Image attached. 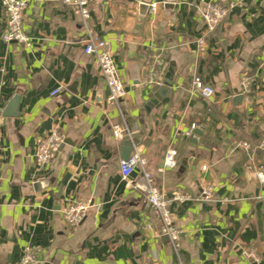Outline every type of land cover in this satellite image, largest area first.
<instances>
[{
    "label": "crops",
    "instance_id": "0c3cea01",
    "mask_svg": "<svg viewBox=\"0 0 264 264\" xmlns=\"http://www.w3.org/2000/svg\"><path fill=\"white\" fill-rule=\"evenodd\" d=\"M25 1L30 48L2 41L0 3L3 111L18 98L17 116L2 122L0 264L17 263L27 245L38 264H264V0H86L87 27L106 42L126 90L115 105L84 53L79 17L53 0ZM208 1H239L211 33L199 14ZM157 55L149 86L147 65ZM169 75L171 87L149 107L151 89H163ZM244 75L253 78L249 103L236 100ZM195 77L214 95L194 93ZM117 125L137 140L133 153L147 160L158 191L188 197L170 205L177 251L168 237H156L159 222L144 194L121 178L129 139L114 138ZM52 129L64 142L39 169L33 153ZM243 142L249 151L237 147ZM169 149L176 167L162 170ZM129 180L139 182V171ZM204 186L212 188L211 201L197 199ZM76 201L90 208L71 229L61 208Z\"/></svg>",
    "mask_w": 264,
    "mask_h": 264
},
{
    "label": "built area",
    "instance_id": "2783aa9c",
    "mask_svg": "<svg viewBox=\"0 0 264 264\" xmlns=\"http://www.w3.org/2000/svg\"><path fill=\"white\" fill-rule=\"evenodd\" d=\"M57 5L64 8H70L73 13L82 21L83 28L87 36L84 39V53L91 56L100 68L108 89L107 103L110 105L118 104L126 96L125 87L118 75V71L114 60L107 49L106 42L92 33L88 27L89 8L86 0H53ZM1 6L5 11L6 18L1 29V39L5 43H16L24 47L30 48L32 41L23 30V16L26 8L25 0H0ZM239 1L231 3L227 6L209 1L200 9V17L205 25L206 33H211L227 18L230 10L237 6ZM156 5H151V10H155ZM197 46L200 51H203V38L198 39ZM160 56H154L150 59L147 69L145 84L152 86L155 83L157 74L158 60ZM240 94L250 102V96L253 86V78L244 75L240 78ZM192 90L194 93L200 94L205 98L214 95L215 90L202 82L199 77H195L192 82ZM60 89H55L51 94L54 96L59 93ZM2 122H3V104L0 100V156L2 153ZM195 128L192 125L191 130ZM117 125L114 126L112 134L115 139L132 140L131 132ZM127 137V138H126ZM64 142V136L58 129H52L41 137L36 145L33 153V158L39 169L46 168L56 157L61 145ZM237 147L249 151L251 146L248 143H240ZM259 148L264 149V142L259 145ZM176 167V152L172 149L166 151L163 158V168L174 169ZM120 174L123 181L131 187L141 191L144 194L145 200L152 208L159 222V231L156 237H168L174 249L177 251L179 245L180 231L173 226L170 205L172 203H182L188 200V197L181 193L173 192L171 196H165L160 193L154 185L153 175L147 168V160L141 154L134 152L127 160H121L119 163ZM204 168V167H203ZM205 169V168H204ZM138 170L141 180L137 183L130 181V175ZM259 179L264 182V176L258 174ZM199 201H211L213 199L212 188L204 186L201 189ZM90 205L87 201L72 202L61 208V215L66 225L71 228H77L86 218ZM146 232L153 230L151 224H146ZM246 257L251 254L245 253ZM15 264H38L35 256V251L32 246L27 245L23 248L20 259Z\"/></svg>",
    "mask_w": 264,
    "mask_h": 264
},
{
    "label": "water",
    "instance_id": "95a60500",
    "mask_svg": "<svg viewBox=\"0 0 264 264\" xmlns=\"http://www.w3.org/2000/svg\"><path fill=\"white\" fill-rule=\"evenodd\" d=\"M209 2V1H208ZM161 78V75L160 77ZM159 78L157 79V83H160ZM164 88H160L158 85H155L152 89H151V99L150 102L148 104L149 107H155L159 101H161V96L163 95V91L166 92L167 87H171V75L168 76V80L166 82L163 83ZM237 101H241L242 100V96L236 97ZM17 105H18V98L15 97L11 103L9 104V106L7 107V109H5L3 111V117L5 118H12V117H16L17 116ZM194 135H201V131L200 130H194L193 131ZM134 141V142H132ZM138 144L137 140H125L124 144H123V153H122V158L123 160H127L133 153V144Z\"/></svg>",
    "mask_w": 264,
    "mask_h": 264
}]
</instances>
